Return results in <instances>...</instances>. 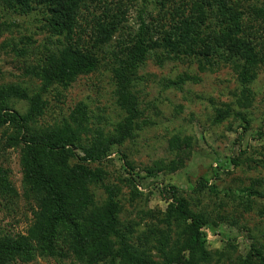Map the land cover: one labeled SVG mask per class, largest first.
<instances>
[{
    "label": "trees",
    "instance_id": "16d2710c",
    "mask_svg": "<svg viewBox=\"0 0 264 264\" xmlns=\"http://www.w3.org/2000/svg\"><path fill=\"white\" fill-rule=\"evenodd\" d=\"M136 3L140 4L137 31L129 34L126 42H116L117 53H110L113 38L127 26ZM0 9L1 18H32L40 33L49 35L46 43L51 45L50 49L42 45L29 71L41 85L36 93L14 85L0 88V130L11 127L6 147L20 149L23 199L33 217L26 235L0 237V264H34L37 259L72 264H160L157 256L162 264L209 263L200 233L208 222L190 213L185 201L174 199V208L169 207L173 218L188 225L190 238L185 243L179 240L170 247L168 239L162 243L158 238L157 248L150 242L154 231L134 240L130 225L119 221L115 192L89 165L107 159L113 147L133 138L135 123L143 114L129 92L130 76L153 51L161 52L162 61L191 58L213 67L227 63L238 73L240 98L248 102V87L256 78V68L264 64V2L0 0ZM14 27L7 23L0 26V35ZM107 53L114 57L112 79L121 92L119 107L126 115L116 135L88 142L85 135L91 130L83 106L71 116L72 123H38L44 109L42 95L56 87L67 88L78 77L95 72ZM12 100L27 102L28 111L23 116L13 112L9 106ZM226 117V112H219L217 124ZM165 169L170 172L176 167L169 164ZM91 186L102 187L106 194V202L99 208ZM205 186V182L199 184V188ZM0 195L9 202L17 196L1 169ZM252 257L264 264V254L255 247ZM250 258L242 264H252Z\"/></svg>",
    "mask_w": 264,
    "mask_h": 264
},
{
    "label": "rangeland",
    "instance_id": "374dc122",
    "mask_svg": "<svg viewBox=\"0 0 264 264\" xmlns=\"http://www.w3.org/2000/svg\"><path fill=\"white\" fill-rule=\"evenodd\" d=\"M139 10L136 3L127 26L113 38L110 53H117L116 42H126L137 31ZM3 23L16 27L0 35V88L14 85L34 94L41 85L29 71L42 45L51 48L46 43L49 35L40 33L30 17L16 21L0 17L1 27ZM161 59V52H151L130 76L129 92L143 114L133 138L89 167L99 171L103 184L115 192L119 221L133 229L132 239L154 231L150 242L155 245L158 238L162 243L168 239L170 247L179 240L185 243L188 225L169 213L174 199H180L190 213L208 222L200 230L210 260L205 264H242L249 256L252 264H261L252 254L253 247L264 254V64L256 68L249 101L243 102L238 73L227 63L213 67L191 58ZM113 61L107 53L95 72L42 95L44 109L38 123H72L71 116L83 106L91 130L85 135L88 142L115 136L126 115L112 79ZM9 106L20 116L29 109L25 101L12 100ZM219 112L228 117L217 124ZM11 134V127L0 130V169L6 171L17 196L9 202L0 195V237L26 235L33 222L23 199L20 149L6 147ZM169 164L175 171H165ZM201 182L204 188H199ZM90 188L96 207L103 206V188ZM152 254L156 256L155 251ZM155 260L162 264L158 256ZM34 264L72 263L37 259Z\"/></svg>",
    "mask_w": 264,
    "mask_h": 264
}]
</instances>
